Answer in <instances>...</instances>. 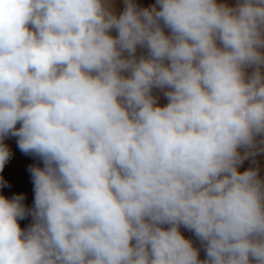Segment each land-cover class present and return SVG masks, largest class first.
<instances>
[{
	"label": "clouds",
	"instance_id": "1",
	"mask_svg": "<svg viewBox=\"0 0 264 264\" xmlns=\"http://www.w3.org/2000/svg\"><path fill=\"white\" fill-rule=\"evenodd\" d=\"M124 5L0 0V264H264V0Z\"/></svg>",
	"mask_w": 264,
	"mask_h": 264
},
{
	"label": "rangeland",
	"instance_id": "2",
	"mask_svg": "<svg viewBox=\"0 0 264 264\" xmlns=\"http://www.w3.org/2000/svg\"><path fill=\"white\" fill-rule=\"evenodd\" d=\"M218 2L227 4L228 6H235L238 3V0H218ZM108 3L112 8V10L117 14L122 12L125 6L124 0H108ZM135 3L141 7L149 8L156 3V0H135ZM111 34L113 36L116 35L114 31ZM141 54H146V50L138 48L137 56L139 57ZM252 71H253L252 68L245 69L246 76H250ZM125 75H127V73H125ZM153 95L158 97V101H157L158 106H165L167 104L168 101L163 95L162 91L154 90ZM16 127L19 128L20 124H17ZM17 140H18L17 137L8 136L3 140V143L7 145L9 150H11L14 147H18ZM26 156H27V166L24 171L18 169H9L6 166H4L3 171H0V177H2L3 180L7 181L9 185L8 187L0 188V195L5 196L7 198H11L14 195L23 194L24 205L27 208H32L34 205V185L29 171V166L35 165L42 167L43 162L38 157L32 154H26ZM253 166H258L260 169V176L264 177V154L256 157L255 165H253L251 159L245 160L239 170L243 172L247 170L249 167H253ZM31 219H32L31 216H28L25 219L18 220L21 229L27 228V226L31 223ZM181 232L186 239L192 241L193 246L195 248L199 249V241L195 237L193 232L188 231L185 228H183Z\"/></svg>",
	"mask_w": 264,
	"mask_h": 264
},
{
	"label": "water",
	"instance_id": "3",
	"mask_svg": "<svg viewBox=\"0 0 264 264\" xmlns=\"http://www.w3.org/2000/svg\"><path fill=\"white\" fill-rule=\"evenodd\" d=\"M11 158L6 162L5 166L9 169H18L24 171L27 166V156L19 147L10 150Z\"/></svg>",
	"mask_w": 264,
	"mask_h": 264
},
{
	"label": "crops",
	"instance_id": "4",
	"mask_svg": "<svg viewBox=\"0 0 264 264\" xmlns=\"http://www.w3.org/2000/svg\"><path fill=\"white\" fill-rule=\"evenodd\" d=\"M180 230H183V228L181 227V229ZM182 233V232H181ZM201 248V246H200V242H199V249ZM205 258V253H204V251L201 249L200 250V253H199V259H201V260H203Z\"/></svg>",
	"mask_w": 264,
	"mask_h": 264
}]
</instances>
